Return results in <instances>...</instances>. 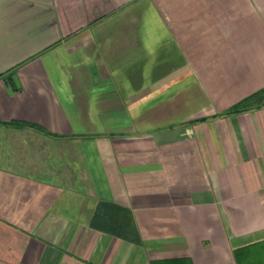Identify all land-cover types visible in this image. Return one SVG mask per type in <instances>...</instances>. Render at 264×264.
<instances>
[{"label":"crops","instance_id":"1","mask_svg":"<svg viewBox=\"0 0 264 264\" xmlns=\"http://www.w3.org/2000/svg\"><path fill=\"white\" fill-rule=\"evenodd\" d=\"M0 264H264V0H0Z\"/></svg>","mask_w":264,"mask_h":264}]
</instances>
